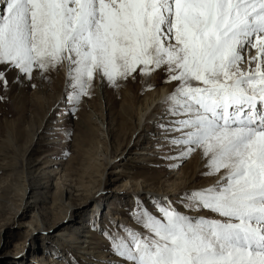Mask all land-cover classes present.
Masks as SVG:
<instances>
[{
  "label": "snow or ice",
  "instance_id": "snow-or-ice-1",
  "mask_svg": "<svg viewBox=\"0 0 264 264\" xmlns=\"http://www.w3.org/2000/svg\"><path fill=\"white\" fill-rule=\"evenodd\" d=\"M61 69L69 114L97 80L162 74L157 158L211 180L133 194L126 222L94 212L117 264H264V0H0V90Z\"/></svg>",
  "mask_w": 264,
  "mask_h": 264
},
{
  "label": "rangeland",
  "instance_id": "rangeland-1",
  "mask_svg": "<svg viewBox=\"0 0 264 264\" xmlns=\"http://www.w3.org/2000/svg\"><path fill=\"white\" fill-rule=\"evenodd\" d=\"M250 51L255 55L254 49ZM13 75L9 74L8 91L0 90V261L8 260L5 264H68L69 260L72 264H117L104 239L92 230L94 212L102 209L103 218L111 215L126 222L124 213L132 206L137 188L143 197H172L211 183L195 154L175 161L178 168L157 158L149 133L159 114L158 105L149 110L148 121L138 126V116L147 104L153 99L160 102L170 91L162 74L129 80L120 87L97 80L91 95L82 98L72 114L65 98L63 69L52 72L47 80L37 77L32 81L36 87L25 80L12 83ZM57 107L64 115L53 117ZM134 152L143 154L131 155ZM24 184L32 188L25 198ZM41 184L48 189L36 190ZM65 190L75 197L65 195ZM36 191V198L32 197ZM88 195L94 199L76 210L77 199ZM27 202L35 205L28 212ZM65 217L68 222L62 221ZM77 227L85 237L73 233ZM64 230L77 240H86L87 256L57 238Z\"/></svg>",
  "mask_w": 264,
  "mask_h": 264
},
{
  "label": "bare ground",
  "instance_id": "bare-ground-1",
  "mask_svg": "<svg viewBox=\"0 0 264 264\" xmlns=\"http://www.w3.org/2000/svg\"><path fill=\"white\" fill-rule=\"evenodd\" d=\"M246 67H248V65H246ZM251 67H255V65H252ZM158 102L159 101H157V99H153V100H151L148 104H147V107L145 108V109H143L141 112H140V114H139V116H138V126H140L142 123H143V120H145L144 122L146 123L147 121H148V117H149V110L154 106V105H158ZM152 114V113H151ZM144 124V123H143ZM100 126V125H99ZM138 128V127H137ZM137 130H139V129H137ZM104 132V131H103ZM106 133V132H105ZM106 136L108 137V135L106 134ZM139 140V139H138ZM135 150V149H134ZM127 154V153H126ZM143 153H140V152H134L133 154L131 153V155H133V156H138V155H142ZM128 155V154H127ZM120 159L121 160H124V156H121L120 157ZM121 160H118V161H121ZM112 162L114 163V160H112ZM111 162H108L107 163V165H109ZM37 165V164H36ZM116 173H118V171L116 172ZM46 175V172H44L43 173V176H45ZM45 178V177H44ZM42 179V178H41ZM43 180V179H42ZM116 180V179H115ZM49 183V182H48ZM23 187V186H22ZM24 187L25 188H23V197L25 198L26 197V194L28 195V191H32V188H31V190L28 188V185H26V184H24ZM48 187L49 186H45L44 187V185H42L41 184V186H39L38 187V189H36V190H41V189H48ZM150 191V190H149ZM140 192H143V191H141L139 188H137V190H136V194H139ZM151 192H153L154 193V191H151ZM33 194V196L32 197H35L36 198V194H38V192L36 191L35 193L33 192L32 193ZM140 194H144V193H140ZM168 194H170V195H173V194H171V193H168ZM65 195H69V197L70 198H72L73 196H74V193L73 192H70V191H68V190H65ZM146 195V194H145ZM152 195V194H151ZM166 195V194H165ZM75 197V196H74ZM170 197V196H169ZM94 199V197H92L91 198V195H88V196H85V197H83V198H78L77 199V201L78 202H80V205H79V207L76 209V210H80V209H82V208H84L85 206H87L86 204L87 203H90L92 200ZM35 200H37V199H34V201L32 202V203H36L37 201H35ZM27 205H26V207H24L25 208V211L26 212H28V211H30V210H32L34 207H35V205H34V207L32 206V205H28V202L26 203ZM82 207V208H81ZM37 208V207H36ZM95 208H97V210L96 211H98V208H99V205H97V207H95ZM76 210H75V213H76ZM77 216H78V213H77ZM71 217V216H70ZM62 220V219H61ZM63 222H68L67 221V218L65 217L63 220H62ZM61 221V222H62ZM57 222H59V221H56V223ZM56 223H54V224H52L51 226H54V225H56ZM76 223H78V224H80V222H76ZM70 231V230H69ZM73 233H74V231H75V233L77 234V236H78V238H83V237H85V236H82L80 233H82V231H81V228H74L73 230ZM72 233V234H73ZM74 233V234H75ZM72 234H70V233H65V230L64 231H62L58 236H57V238H61L62 240H61V242H65V243H67V245L69 246V248L70 249H73V250H75V251H77V250H79V253L81 254V255H83V256H87V254H86V251L84 250L85 249V247H84V245L83 244H85L86 243V240H83V241H80V239L79 240H77V238L74 236V235H72ZM75 234V235H76ZM80 236H82V237H80ZM88 237V236H87ZM86 237V238H87ZM82 242V243H81ZM88 244V243H87ZM5 261H7L8 262V260H1L0 262H2V263H4L5 264Z\"/></svg>",
  "mask_w": 264,
  "mask_h": 264
}]
</instances>
